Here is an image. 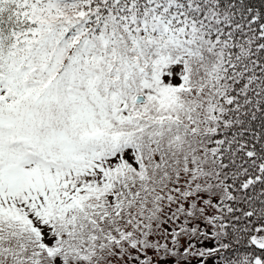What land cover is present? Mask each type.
Returning <instances> with one entry per match:
<instances>
[{
	"label": "snow or ice",
	"instance_id": "1",
	"mask_svg": "<svg viewBox=\"0 0 264 264\" xmlns=\"http://www.w3.org/2000/svg\"><path fill=\"white\" fill-rule=\"evenodd\" d=\"M0 264H264V0H0Z\"/></svg>",
	"mask_w": 264,
	"mask_h": 264
}]
</instances>
